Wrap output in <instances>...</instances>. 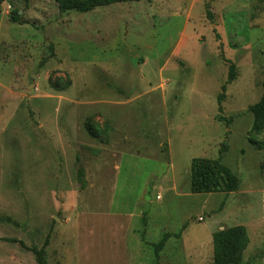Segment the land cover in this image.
<instances>
[{"label": "rangeland", "instance_id": "374dc122", "mask_svg": "<svg viewBox=\"0 0 264 264\" xmlns=\"http://www.w3.org/2000/svg\"><path fill=\"white\" fill-rule=\"evenodd\" d=\"M263 73L264 0L0 2V264H211L235 225L264 264ZM197 157L237 189L192 193Z\"/></svg>", "mask_w": 264, "mask_h": 264}, {"label": "trees", "instance_id": "16d2710c", "mask_svg": "<svg viewBox=\"0 0 264 264\" xmlns=\"http://www.w3.org/2000/svg\"><path fill=\"white\" fill-rule=\"evenodd\" d=\"M4 0H0L2 2ZM140 0H55L60 11H77L88 12L96 7L106 6L113 3L131 2ZM12 17L13 21H18L19 15L17 11ZM207 18L211 21L212 16L207 12ZM235 65L229 62L228 75L226 83H230L235 79ZM226 86H221V92L217 96L218 111L222 112L221 102L225 98ZM248 110L253 114V132L264 130V73L262 79V93L257 102L250 105ZM220 120L225 117L220 114ZM231 119H228L230 121ZM264 147V138L254 141ZM226 145L222 143L220 154L225 151ZM238 187V178L236 175L221 161L217 159L193 158L190 164V190L192 193H211L223 189L226 192L236 190ZM213 243V261L211 264H246L241 257V251L247 243V231L243 225H235L222 228L212 234ZM48 244V237L45 239L41 248L32 247L35 259L38 264H44L43 248ZM163 239L158 244L161 246Z\"/></svg>", "mask_w": 264, "mask_h": 264}, {"label": "built area", "instance_id": "2783aa9c", "mask_svg": "<svg viewBox=\"0 0 264 264\" xmlns=\"http://www.w3.org/2000/svg\"><path fill=\"white\" fill-rule=\"evenodd\" d=\"M198 219L201 220V217H199Z\"/></svg>", "mask_w": 264, "mask_h": 264}, {"label": "crops", "instance_id": "0c3cea01", "mask_svg": "<svg viewBox=\"0 0 264 264\" xmlns=\"http://www.w3.org/2000/svg\"><path fill=\"white\" fill-rule=\"evenodd\" d=\"M120 3H122V2H120ZM123 3H126V2H123ZM243 260V259H242Z\"/></svg>", "mask_w": 264, "mask_h": 264}]
</instances>
